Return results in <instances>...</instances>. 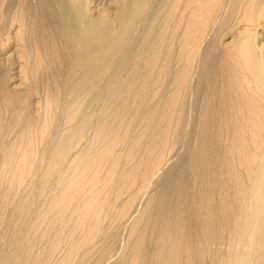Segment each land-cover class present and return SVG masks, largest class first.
<instances>
[{"label":"bare ground","instance_id":"6f19581e","mask_svg":"<svg viewBox=\"0 0 264 264\" xmlns=\"http://www.w3.org/2000/svg\"><path fill=\"white\" fill-rule=\"evenodd\" d=\"M0 4V9L7 6L3 16L0 13V182L4 179L10 190H20L14 211L10 210V226L5 223L0 231V264H48L51 254L59 252L60 241H97L108 226L105 211L117 200H124L118 227L126 226L166 163L168 140L163 139L147 151L149 164L140 159L138 150L150 143L142 134L166 107L170 119L179 116V129L184 128L191 108L189 91L195 87L191 84L195 76L190 82L189 74L210 34L215 38L206 42L205 54L203 46L204 66H197L200 72L203 67L202 76H196L199 80L205 73L209 76L199 81L201 85L206 81L205 102L199 97L196 104V94L202 91L195 90L196 84L197 102L192 105L194 110V103L202 104L199 112H192L199 114L191 122L201 142L180 178L173 171L161 178V193L150 196L136 225L151 215L153 207L162 215L174 194L178 196L174 208L183 211L198 207L202 193L206 202L211 201L202 224L188 232L189 236L199 232L200 244L185 245L186 230L180 222L158 221L157 234L151 235L144 251L151 255L159 241L165 264H184L193 248L187 264H264V0H0ZM152 17L156 18L152 24L158 22L154 28L147 26ZM135 40L137 50L130 46ZM178 46L183 49L178 59L184 64L176 78ZM132 50L134 64L128 62L131 56L125 57L127 63L122 64H131V69L123 79L121 68L127 67L120 62ZM124 95L144 120L138 128L132 114L124 113L129 106L119 107ZM4 123L10 126L6 129L12 124L21 129L5 146ZM142 168L147 169L148 182ZM188 173L192 181L184 178ZM26 179L31 182L26 184ZM217 195L222 197L219 201ZM132 234L131 254L134 246L142 247L134 230ZM217 239L229 246L223 254L225 245L218 252L212 249ZM94 244L83 253L92 257ZM8 248L7 255L3 251ZM39 249L42 257L36 253ZM65 251L61 264L73 258L72 250ZM111 252L105 250L104 259Z\"/></svg>","mask_w":264,"mask_h":264},{"label":"rangeland","instance_id":"374dc122","mask_svg":"<svg viewBox=\"0 0 264 264\" xmlns=\"http://www.w3.org/2000/svg\"><path fill=\"white\" fill-rule=\"evenodd\" d=\"M0 6H1V4H0ZM5 6L6 5H4L2 9H0V13H2L1 16H3V13H4V10L3 9L4 8H5V11H6L7 6L6 7ZM1 10H2V12H1ZM155 11H157V8H156ZM150 16H154V15H150ZM153 19L155 20L156 18H153L152 17V19L150 21H147V26L148 27L151 25V27L154 28L153 26H156L157 25L158 22L155 23V24H152V23H154L152 21ZM147 20H149V18ZM151 21H152V23H151ZM148 24H150V25H148ZM212 35L210 34L207 37V39H206L208 41H204L205 43H203L204 45H202V48H201L202 50L204 48L203 46L206 47V48H204V51H203L204 54L206 53V49H207V46H208V45L206 46V42H208V43L211 42L209 40V38ZM211 38L214 39L215 37L212 36ZM136 40H135V42L131 43L130 46H132V45H133L132 47H135V45L138 46V43L139 42L137 43ZM178 43L179 42H177V45H178ZM179 46H180V44H179ZM179 46H178L179 51L176 52V54L179 52L178 55H177V58H176V61L177 62H175V64H174L175 66H173L174 67L173 68V71H174V75H175L176 78H177L176 75H178L180 73V71L183 69V64H184L183 62H180L179 59H178V58L181 57V55H180L181 53L180 52L183 50L182 48H179ZM132 47H131V49H132ZM134 49H136V47L133 48V50ZM133 50H132V52L131 51L128 52L129 54L127 53L128 56H124V59H122V62H120L121 63L120 66L123 65L122 63H125V62L127 63V61H126L128 59L127 57L131 56L130 59L133 58V57L135 58V56H134L135 54H133V53H135V51H133ZM202 50H201V52L199 54L200 56L198 55L195 58V62H197V63L194 62V66H193L194 69L191 70L192 74L191 73L189 74V76H190V80L189 81L190 82H192L191 80H193V77L194 76L196 77L197 75L198 76L201 75L200 73H202V71H203V67L202 68L199 67V68H201V72L199 71V69L197 67V66H199L198 63L201 64V61L203 62L202 59L204 57H202V59H201V56L203 55ZM132 54H133V56H132ZM133 60L131 59L129 61V59H128V62L129 63L131 62L132 64H134V62H132ZM123 61H125V62H123ZM135 63H136V61H135ZM177 63L180 66H178ZM195 64H196V66H195ZM123 66H125V65H123ZM129 66H127V65L125 66V67L129 68V69L126 68L127 71H125V69L123 70L122 69L123 67L122 68L120 67L121 70H122L121 71L122 74H120V76L122 75V78L123 79L126 78L124 75L127 72H129L130 69H131ZM176 66H178V68ZM201 66H204V64H201ZM197 69H198V74L196 73L197 72L196 71ZM207 70L210 71V68H207L206 71ZM212 70H213V68H212ZM123 71H125V72H123ZM206 71L204 70V72H206ZM211 72L212 71H210V74H212ZM195 73H196V75H195ZM208 75H209V73H208ZM195 77H194L193 83H191V84L192 85H195V87H196V84H198V87H196L197 89L194 87L195 90H198L199 91L200 88L202 89V91L201 90L199 91L200 94L198 93V91H196L198 93V94H196V96L199 95L198 98H197V100L201 98L200 99V103H201L202 102V99L205 98V96H204L205 95V91H206V85L205 84H206V81L209 79L208 78L209 76L207 77L208 78L207 79L206 78V73H205V75L203 74V77H205L206 79L203 78V77H201V78H203L201 80H199L198 77H196L197 80H195ZM204 79L206 81L202 85H205L204 86L205 89L202 88V85H201V82H204ZM199 81H201V82H199ZM191 84H190V86H191ZM199 85H200V87H199ZM191 88H193V86ZM194 88H193V91H192V89L189 91V96L192 94V96H190V99H189L190 100V103H191V104H189V107H191V108H192L193 102L195 101V98H194V96H195V94H194V92H195L194 91ZM196 102L197 101H195V103ZM204 102H205V100H203L202 103L204 104ZM118 103L120 104L119 107H123L124 108L125 105H128L129 106V109H125L124 108V113L126 115H128V116H130L132 114L133 121H134V125H136V128H138L144 122V120H140V117L135 112L132 111V101L129 99V97L127 95L122 96L121 99H120V102H118ZM195 103H194V106H193L194 107V110H193V108L191 109V108L188 107L189 108L188 109V112L190 114L188 112H187L188 114L186 113V121L188 119L191 120L192 117H195L194 114H197L196 117L198 116L199 113H194L193 114L192 112L193 111H198V110H196L197 108L198 109L199 108H202V107H198L200 105L202 106V104L196 106V104H199V100H198V103H196V104ZM122 115H123V113H122ZM170 116L171 115H169L167 113V107H166L165 110H164V112H162L161 114H158V115L155 116L153 122L147 123L146 129L144 130V132L142 134V135H144V138L143 139L145 141H150V143L147 146H145L143 148H140L138 150L140 152V154H139L140 155V159H142L144 161V163L149 164V161L146 159V154L148 153L147 151L158 140H162L163 139V140H168V144H167L168 149H167V153H166V155H167V157H166V163L164 164L163 168L160 170L161 172L157 173L158 176L156 174V176L154 177L153 181L150 183L151 185L149 186V189H148L149 191H147V193L144 195L145 197L142 198V200H141V202L139 204L138 210L133 214L132 218H130V221L127 222L126 226L118 227L119 212L122 209V205H123L124 200H122L121 203H120L119 200H117L113 205H109V208L105 211V218H106L105 224L108 223V226H107V229H105L106 230L105 235L102 234L101 232L98 233V235H97V241H94L93 242V243H97V247L94 250V252L92 254V257H89L88 255H86L83 252L86 249H91L92 246H96V244L91 245V244H93L91 241H89V242H83V238L81 239L80 242H76L73 239L72 240H69L68 238L65 239V241H64V239H63L64 237H63L62 238V241H64V242H61V241H60L61 243L59 242V245H62V246H59V249H58L59 252H57V254H54V253L51 254L52 255L51 259H53V260H49L48 261L49 262L48 264H50V263L52 264V262H53V264H61V262L63 260H60V259L61 258L63 259V257L65 258L64 254L66 252L65 251L66 249H69V250H72L73 251V258H72V260H71V262L69 264H131L132 261H134L135 259H136V264L138 262H139L138 264H165V260H164L163 255H162V246H161V243L159 241H157L155 243V245H154V247L152 249L151 255L147 254L144 251V247L145 246H149L150 247V245L147 242H151V235L156 236V234H157L156 225H157V222L158 221H161V223H163V224H166V223L176 224L177 222H180V224L183 227V229L186 230L185 231V236H186L187 240L185 241L186 242L185 245L187 247H189V246H192L193 247V245L195 243H197V245L200 244V242L202 241L201 234L198 232L197 235H195V236L194 235L189 236L188 235V232L193 229V227L195 226L196 223L197 224H202L204 212H206V210H207V203H209L211 201V200L208 199L207 202H206L205 201V196H203L202 193H200L201 200H200V203H199V206L198 207H190V208L189 207H186L183 211H177L174 208L173 205L176 203V198L178 197L177 195L174 194L173 195L174 198L170 201V205L171 206L162 215H158L155 207H153L152 210L150 211L151 212V215H149L142 222H140L139 224L136 225V222L139 220V218L141 217V215L145 212L146 208L148 207V203L150 201V196L152 198L153 196L155 197L156 195H158V194L161 193V190H162V186L160 185L161 184L160 183L161 182L160 181L161 178H163V176L165 177L166 175H168L167 173H169L170 171L171 172L173 171V173L175 172L176 175L175 174L174 175L177 176V178H180L179 176L183 173L182 172L183 169H185L187 167V165H188V160L191 157L192 150L196 149L199 146V145H197V144H199L198 141L201 142V140L199 139L200 137H198L199 136V132L197 133L198 129H195L193 127L194 126L193 124H192L193 126L191 125V122L194 123L196 117L193 118V120H191L190 122L188 120V123H186V121H185L186 124L184 123V125H183L184 128L179 129V126H178L179 116L175 115V116H173V119H170ZM4 122H6V120ZM7 122H6V124H7ZM12 125H14V124H12ZM12 125H11V129H8L10 126L8 125L9 126L8 127L6 125L5 126V129L2 130V132L4 131V133H2L1 142L4 143V146H5L6 143H9V145H10V143L14 139H16L17 136H19V133H21V129H16V128L14 129L15 125H14L13 128H12ZM185 125H187V126H185ZM123 126H124V123L122 122L121 127H123ZM6 127H8V128L6 129ZM190 127H193L194 129L192 130ZM4 134H5V137H4ZM2 139L5 140L6 142L5 141H2ZM3 143H2V145H3ZM7 146H8V144H7ZM148 167H149V165H148ZM170 168H171V170H170ZM138 169H140V168H138ZM141 172H142L141 175L143 176V178L148 182V180H147V169L146 168H142L141 169ZM169 174H171V173H169ZM187 176H189L190 179ZM187 176L185 175L184 178L186 177L185 178L186 180H191L192 181V178L193 177L190 176L189 173H188ZM181 178H182V176H181ZM0 180H2V179H0ZM26 180H25L26 181V184L28 182L29 183L31 182L29 179H26ZM196 180H198V179H196ZM3 181H4V179H3ZM3 181L0 182V185L3 187V188H1V186H0V190L2 189L0 191V195H1L0 196V202L2 203V206L3 205L4 206L2 207L0 205L2 207V208L0 207V216L1 215L3 216L5 213L12 214V216L10 215V217H9L8 214H7V216L5 214L6 217L5 216L1 217V219L4 218V219H2L4 222L0 219V221L2 222V223L0 222L2 224L1 227H0V229H2V230H0L1 232L6 227L5 226L6 224L9 225V221H11L10 218H13V213L10 210H13L14 211V208L16 206V204L14 202L16 201V199L20 195L19 194L20 190H19V192L10 190L8 188L9 185L7 184V181L5 180V182L2 183ZM24 184H25V182H24ZM24 184H23L24 188L25 187L27 188V185L26 184L24 185ZM6 185H8V186H6ZM135 188L137 190L138 189V186L135 185ZM199 188L202 190L203 189V186H201ZM9 191H12V192L9 193ZM21 191L24 192V189H21ZM23 192H21V193H23ZM5 193H7V195H9V196L11 194L12 197L11 196L10 197L12 199H9V197H6L7 195H4ZM12 193H14V197H13V194ZM1 197H5V198H1ZM217 197H219L217 199L218 201L222 198L221 195H219V196L217 195ZM4 199L5 200L6 199H9L10 202H8L9 200H6L8 203H5L6 201ZM191 199H192V196H190L187 201L189 202V201H191ZM213 200H214V198H213ZM9 203H11V204L13 203L12 205L14 207L13 206L11 207V205ZM100 204L103 205V202H100ZM144 205H145V207H144ZM7 206H8V208L10 207L9 210L8 209H4V208H7ZM187 206H191V204L188 203ZM1 210H2V213H1ZM58 210H59V208H58ZM79 212L81 213V211H79ZM60 213L61 212H59V214ZM80 213H78V216H80ZM124 218L125 217L123 216L122 217V222L124 221ZM60 225H61V228H65L66 229L65 226H62L63 224H60ZM8 227H7V229H9ZM77 227H79V226L77 225ZM222 229L223 228L220 227V229H219V232L220 233L222 232ZM133 230L135 232V238L139 240V242L141 243L142 247L139 246V245L134 246V249H133L132 254H131L132 244L130 243V241L133 238L130 239V237H131V235H133L132 234V231ZM5 232H7V230ZM225 242H226V240H224V239H220V240L217 239L215 241V243H217V244H214L213 245V248H212L213 251L214 252L220 251L219 250L220 249L219 247L225 245V244H223ZM227 245H225V247L224 246L222 247V249H221V250H223L221 252L222 254L225 253V251H227V248L229 247V246L226 247ZM0 246H2L1 242H0ZM48 248L51 249V247H48ZM2 249H1V251H2ZM193 249L187 251V253H186L187 257L183 261L184 264H187L188 261L190 262V255H191ZM9 250L11 251V249L8 248V251L6 250L7 251L6 252L4 250L3 253L5 252V254L8 255ZM105 250H112V252H113V253L111 252V254L106 259H104L105 257L103 256V253H104ZM42 251H43V249H39L38 252H36L37 255H39V256L41 255L40 257H42ZM262 251L264 253V246L262 247ZM82 253L84 254V256H82ZM101 253H102V256H103V260H100V254ZM222 254H220V255H222ZM56 256H57L58 259H56ZM67 262L68 261L66 260L65 264H67ZM225 264H229V263L226 261Z\"/></svg>","mask_w":264,"mask_h":264}]
</instances>
